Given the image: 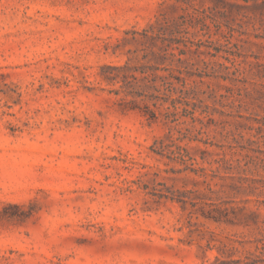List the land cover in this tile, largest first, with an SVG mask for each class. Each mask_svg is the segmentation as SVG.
<instances>
[{
    "label": "rangeland",
    "instance_id": "1",
    "mask_svg": "<svg viewBox=\"0 0 264 264\" xmlns=\"http://www.w3.org/2000/svg\"><path fill=\"white\" fill-rule=\"evenodd\" d=\"M0 264H264V0H0Z\"/></svg>",
    "mask_w": 264,
    "mask_h": 264
},
{
    "label": "trees",
    "instance_id": "2",
    "mask_svg": "<svg viewBox=\"0 0 264 264\" xmlns=\"http://www.w3.org/2000/svg\"><path fill=\"white\" fill-rule=\"evenodd\" d=\"M117 77H118V76L115 75V76H113V78H111V79H112V80H113V79H118ZM149 118L151 119V121H155V120H156V116H155V115L149 116Z\"/></svg>",
    "mask_w": 264,
    "mask_h": 264
}]
</instances>
